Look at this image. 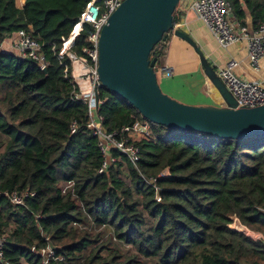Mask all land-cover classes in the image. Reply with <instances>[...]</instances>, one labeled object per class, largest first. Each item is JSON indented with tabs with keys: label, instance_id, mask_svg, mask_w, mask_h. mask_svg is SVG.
<instances>
[{
	"label": "trees",
	"instance_id": "16d2710c",
	"mask_svg": "<svg viewBox=\"0 0 264 264\" xmlns=\"http://www.w3.org/2000/svg\"><path fill=\"white\" fill-rule=\"evenodd\" d=\"M226 1L240 25L249 22L255 30L264 24V0ZM88 2L24 0L19 8L16 0H0V44L24 30L42 44L47 63L40 70L15 52L0 50L4 257L11 264H41L31 247L39 250L49 241L64 259L52 264H264L263 243L231 225L237 218L264 237V134L226 140L149 122L153 139L138 143L137 167L147 177L166 170L157 181L159 192L122 157L98 173L102 157L86 129L87 108L71 100L72 87L52 51ZM91 30L83 26L76 50ZM166 40L150 54L157 66ZM99 99L105 131L143 119L103 87ZM67 182L73 188L63 193ZM12 191L34 196L14 206L3 195Z\"/></svg>",
	"mask_w": 264,
	"mask_h": 264
},
{
	"label": "built area",
	"instance_id": "2783aa9c",
	"mask_svg": "<svg viewBox=\"0 0 264 264\" xmlns=\"http://www.w3.org/2000/svg\"><path fill=\"white\" fill-rule=\"evenodd\" d=\"M124 0H89L79 15L77 23L72 31L61 38V46L58 50L52 47L56 60L63 66L64 78L72 87L71 100L81 103L87 108L86 129L96 138L97 147L102 157L98 173L107 172L115 167L120 158L125 159L139 173L143 182L159 192L158 179L166 176V170L158 177H147L137 167L140 159V141L153 139L151 127L148 121L134 118L133 122L120 130L108 132L103 129L102 117L98 114V108L102 104L99 93L102 84L98 75V42L100 32L107 23L110 15L121 5ZM192 9L198 18L207 27L210 34L221 48L227 49L242 42L246 43L247 56L253 70L260 69V60L264 59V24H261L251 34L245 26L240 25L232 18L231 8L226 0H193ZM84 25L91 27V32L85 39V45L80 50L75 49V42L83 30ZM4 42V41H3ZM0 50H2V44ZM165 44V43H164ZM42 44L35 40L24 30L18 31L15 39L10 42L9 50L15 52L23 59H30L40 70L46 69V60L42 52ZM237 63L231 60L224 69L217 72L218 77L230 92L237 103V107L253 108L264 105V85L261 82L243 80L234 73ZM166 76L170 71L163 69ZM76 124L71 125V132H75ZM73 188L72 182H67L62 192ZM3 195L14 206H23L28 198L34 196L29 191L4 192ZM245 233L253 240H260L264 245V237L260 233H251L245 228ZM248 234H252L249 236ZM5 235H0V264H11L3 254ZM32 252H38L41 264L63 262V257L57 256L55 251L47 245L45 248Z\"/></svg>",
	"mask_w": 264,
	"mask_h": 264
},
{
	"label": "water",
	"instance_id": "95a60500",
	"mask_svg": "<svg viewBox=\"0 0 264 264\" xmlns=\"http://www.w3.org/2000/svg\"><path fill=\"white\" fill-rule=\"evenodd\" d=\"M180 0H124L103 26L98 42V75L102 87L128 102L141 117L178 131H195L221 139L240 140L264 134V105L237 107L196 43L176 30L174 36L197 53L203 74L218 92L220 106H192L164 94L150 54L173 31ZM31 62L30 59H24ZM45 71V70H44ZM48 246L56 251L49 241Z\"/></svg>",
	"mask_w": 264,
	"mask_h": 264
},
{
	"label": "crops",
	"instance_id": "0c3cea01",
	"mask_svg": "<svg viewBox=\"0 0 264 264\" xmlns=\"http://www.w3.org/2000/svg\"><path fill=\"white\" fill-rule=\"evenodd\" d=\"M192 2L193 0H180L175 9L173 31L167 37L159 63L162 70H169L171 74L170 76L165 74V77L161 74L158 81L161 91L187 105L220 106L222 104L215 88L203 74L197 53L187 42L174 36L173 32L176 30L185 33L196 43L216 74L224 69L229 61L234 60L237 63L234 73L238 77L250 82H261L264 85V59L260 60V69L255 71L250 66L245 42L227 49L221 48L192 9ZM16 4L22 8L24 0L21 2L16 0ZM246 28L249 34L254 31L249 22ZM15 37L16 35L4 40L1 47L3 51H11L9 44Z\"/></svg>",
	"mask_w": 264,
	"mask_h": 264
},
{
	"label": "rangeland",
	"instance_id": "374dc122",
	"mask_svg": "<svg viewBox=\"0 0 264 264\" xmlns=\"http://www.w3.org/2000/svg\"><path fill=\"white\" fill-rule=\"evenodd\" d=\"M18 1H22V0H18ZM160 66V64L157 66L156 65V68H155V72H156V75H157V80L159 81L160 80V78H161V74L165 77V73L163 72V70H162V67H159ZM163 72V73H162ZM159 83V82H158ZM126 166L123 164V168H122V171H124L125 173H127V170H126V168H125ZM238 224H240L239 223V221L237 220V218H233V223L231 224L232 225V228H234V229H236V230H239V231H242V232H245L246 230H245V227H243L241 224V227H239L238 226ZM148 225L150 226L151 225V222L149 221L148 222ZM248 230V229H247ZM103 230H100V232H102ZM249 232H251V233H255V234H257V232H252V231H250V230H248ZM106 233V232H105ZM246 233V232H245ZM249 236H252V234H248ZM105 240H107V238H104Z\"/></svg>",
	"mask_w": 264,
	"mask_h": 264
},
{
	"label": "bare ground",
	"instance_id": "6f19581e",
	"mask_svg": "<svg viewBox=\"0 0 264 264\" xmlns=\"http://www.w3.org/2000/svg\"><path fill=\"white\" fill-rule=\"evenodd\" d=\"M216 91V90H215ZM217 92V91H216ZM218 93V92H217ZM219 95V94H218Z\"/></svg>",
	"mask_w": 264,
	"mask_h": 264
}]
</instances>
